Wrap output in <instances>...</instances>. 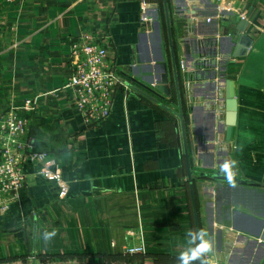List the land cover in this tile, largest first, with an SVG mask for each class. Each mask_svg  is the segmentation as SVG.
<instances>
[{
  "label": "crops",
  "instance_id": "0c3cea01",
  "mask_svg": "<svg viewBox=\"0 0 264 264\" xmlns=\"http://www.w3.org/2000/svg\"><path fill=\"white\" fill-rule=\"evenodd\" d=\"M163 1L0 0L7 21L17 26L11 33L14 48L6 49L0 40V114L12 104L38 98L29 136L60 176L40 175L38 163L25 166L19 200L0 215V264H23V256L31 263L36 254L117 255L140 244L128 235L131 230L141 231L146 255L178 259L186 234L196 227L175 114L179 104L170 35L180 92L186 85V95L181 94L194 200L210 249L205 263L262 264L263 239L251 235L259 229L258 216L243 212L238 218L237 225L248 234L227 229L219 220L217 182L200 173L214 172L228 154L238 177L264 187V0H167L170 31L167 18L164 23L161 18ZM155 10L170 96L119 90L109 118L86 126L71 93L63 89L72 75L71 43L86 33L107 41L109 62L124 75L152 79L142 82L156 90L163 74L155 57ZM242 21L253 44L246 55L231 57L229 37L238 35ZM230 82L237 109L227 140ZM45 231L55 232L52 240L43 239ZM145 264H153L152 259Z\"/></svg>",
  "mask_w": 264,
  "mask_h": 264
},
{
  "label": "built area",
  "instance_id": "2783aa9c",
  "mask_svg": "<svg viewBox=\"0 0 264 264\" xmlns=\"http://www.w3.org/2000/svg\"><path fill=\"white\" fill-rule=\"evenodd\" d=\"M107 45V41L100 42L94 35L85 34L70 46L72 75L63 89L71 93L86 126L99 125L109 118L114 96L119 90L133 92L123 71L109 62ZM37 106V97L27 98L22 104H12L0 114V215L8 213L19 200L26 182L25 166L28 163L41 165L37 171L48 179L60 177L49 168L48 154L37 151L29 136L31 118ZM65 194L66 189L62 188L61 195ZM128 235L141 242L125 247L123 255H146L141 231L131 230ZM89 262V259H74L66 264Z\"/></svg>",
  "mask_w": 264,
  "mask_h": 264
},
{
  "label": "water",
  "instance_id": "95a60500",
  "mask_svg": "<svg viewBox=\"0 0 264 264\" xmlns=\"http://www.w3.org/2000/svg\"><path fill=\"white\" fill-rule=\"evenodd\" d=\"M165 3V11H166V18H167V24L168 29L170 31L171 25H170V16H169V10L167 6V0H164ZM160 17L159 11L155 10V21L152 24V33L154 36V39L156 40L155 43V52H156V60H157V67L163 74V81H159L156 83L155 86L156 90H153L151 87L143 83L142 81L151 82L152 79H143L141 75H136V77L131 76V73H127L126 76L129 80V86L131 87L133 92H139L145 94V91L148 93H151L155 96H159L161 98H164L166 96H170V88H169V69L167 64V55H166V49L165 44L163 40L162 35V26L160 21H158ZM246 26L247 23L242 21L241 25L238 26L239 33L238 35L234 37H229L231 44H232V51H231V57H241L246 55L249 48L253 44V39L250 38L246 33ZM170 47H171V53H172V64L174 67V77L176 82V89H177V99L179 104V113L177 116L180 119V125H181V131H182V139H183V146H184V154H185V160H186V166H187V173H188V181L189 186L191 189V195L193 199V209H194V217H195V227L196 231H200V224L199 219L197 215L196 205H195V191H194V177H193V171L191 167V151L189 150L188 145V139L186 135V125L184 120V111L182 106V94L184 93V96L186 95V85L182 84L183 91L182 94L180 92V85L178 80V73H177V63H176V57H175V50L173 45V39L170 35ZM159 92V93H158ZM147 95V94H145ZM226 98V108H227V114H226V121H225V134L226 139L230 140L232 128L236 123V109H237V102L235 99V91H234V85L232 82L229 83V87L226 89L225 93ZM155 100V99H154ZM169 111H172V109H168ZM215 141L216 138L214 135H212V145L215 147ZM230 156L227 154V158H220L218 160V163L215 165V168L213 169L214 172L207 174L201 172L202 177H207L211 179L212 181L217 182L218 185V192H220V197L222 198V201L220 203V209H221V216H219V220L225 226L227 229L233 228L236 231H239L240 233L248 234V231H244L242 227L237 225V220L241 215H244L243 212H253L255 215L258 216L256 219L259 222V229L256 233L251 234L253 238L259 239L262 237L263 241V250L261 252V259L264 258V187H261L259 184L252 183L246 179H242L238 177V172L234 168V165L231 164ZM229 178L231 179V183L229 182ZM255 202V205L253 207V203ZM213 221H215V217H213ZM260 259V260H261ZM201 264L205 263V256H203L201 259ZM31 264H37L36 260L33 259Z\"/></svg>",
  "mask_w": 264,
  "mask_h": 264
},
{
  "label": "trees",
  "instance_id": "16d2710c",
  "mask_svg": "<svg viewBox=\"0 0 264 264\" xmlns=\"http://www.w3.org/2000/svg\"><path fill=\"white\" fill-rule=\"evenodd\" d=\"M162 4H163V10L160 12H161L162 22L164 23V19L166 18L165 9H164V1ZM164 25L166 27V22ZM92 256L98 258V262L96 264H145L147 259H152L153 264H180L178 259H171L169 255H148V254L147 255L145 254L123 255V253H120L117 255L36 254L34 259L36 260L37 264H66L69 261H72L74 259H80V260L89 259L90 262L84 263V264H92L91 263ZM14 260H17V258H15ZM21 260L23 264H29L27 262L26 256L21 257Z\"/></svg>",
  "mask_w": 264,
  "mask_h": 264
},
{
  "label": "clouds",
  "instance_id": "9594fccd",
  "mask_svg": "<svg viewBox=\"0 0 264 264\" xmlns=\"http://www.w3.org/2000/svg\"><path fill=\"white\" fill-rule=\"evenodd\" d=\"M231 183V179L229 178ZM206 233L203 230L190 231L186 234L187 242L185 248L180 252L178 259L180 264H195L206 253L209 252V243L206 240ZM55 236V232L45 231L43 233V239L50 241Z\"/></svg>",
  "mask_w": 264,
  "mask_h": 264
},
{
  "label": "rangeland",
  "instance_id": "374dc122",
  "mask_svg": "<svg viewBox=\"0 0 264 264\" xmlns=\"http://www.w3.org/2000/svg\"><path fill=\"white\" fill-rule=\"evenodd\" d=\"M4 8L1 6L0 7V40L3 43V46L6 49H11L14 48L17 45L16 41H12L11 33L13 34L15 31H17V26L16 25H11L6 18V14L4 13ZM87 35H93L90 33H86ZM92 259V264H96L98 262L97 257H91ZM22 262V261H21ZM27 262L30 264V260H27Z\"/></svg>",
  "mask_w": 264,
  "mask_h": 264
}]
</instances>
